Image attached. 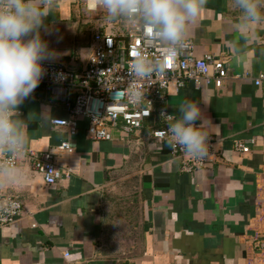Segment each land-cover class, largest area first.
<instances>
[{"label":"crops","instance_id":"0c3cea01","mask_svg":"<svg viewBox=\"0 0 264 264\" xmlns=\"http://www.w3.org/2000/svg\"><path fill=\"white\" fill-rule=\"evenodd\" d=\"M71 1L85 14L98 11L78 0H53L45 4L50 14L40 35L59 53L54 62L78 70L92 52L93 35L117 26L98 23L81 49L80 33L95 21L75 16ZM257 2L264 11V0ZM187 40L197 56L224 59L227 77L219 87L190 80L171 85L167 101L133 132L118 126L110 140H90L88 119L81 118L73 150H58L68 136L49 114L71 115L41 85L12 113L27 124V147L54 152L58 167L71 171L47 185L18 159L26 178L2 183L24 208L14 223L0 227V264H264V81L254 83L264 73V22L245 29L233 0H207L189 23ZM184 101L201 105L215 140L213 159L190 172L152 136L168 125L159 108L177 116ZM236 142L249 151L235 149Z\"/></svg>","mask_w":264,"mask_h":264},{"label":"clouds","instance_id":"9594fccd","mask_svg":"<svg viewBox=\"0 0 264 264\" xmlns=\"http://www.w3.org/2000/svg\"><path fill=\"white\" fill-rule=\"evenodd\" d=\"M46 0H0V181L17 184L26 178L22 167L15 163L17 157L25 154L27 147V124L14 119L11 113L29 98L47 74L44 62L55 61L59 53L50 49L41 38L45 20L50 9ZM107 14L109 21L124 20L134 29L160 43L165 54L178 57L187 46L188 26L194 21L207 0H97ZM233 7L241 15L242 27L264 22V11L257 0H233ZM241 38L247 40L245 31ZM234 51L236 45H233ZM237 59L243 56L237 53ZM163 71L159 57H149L143 50H137L128 75L127 102L141 106L145 91L137 87ZM63 74H57L60 79ZM114 95V99H115ZM177 116L162 112L168 124L164 135L166 143L180 148L196 159L209 154L210 133L206 131L201 105L195 101H184L178 107ZM49 119L54 120L50 114ZM199 121V124L196 122ZM210 123H212L210 121Z\"/></svg>","mask_w":264,"mask_h":264},{"label":"built area","instance_id":"2783aa9c","mask_svg":"<svg viewBox=\"0 0 264 264\" xmlns=\"http://www.w3.org/2000/svg\"><path fill=\"white\" fill-rule=\"evenodd\" d=\"M53 0H46V5ZM80 5L89 10H104L97 0H78ZM105 11V10H104ZM117 26L110 33L97 32L93 35L92 52L82 69H70L62 63L44 62L47 74L40 85L47 89L65 107L70 118L56 117L51 123L65 128L68 138L63 140L57 149L71 152V139L78 131L79 119H88L87 136L90 140H110L111 130L121 126L127 132H133L142 127L144 121L151 117L157 109V103L167 101L171 85L181 87L186 80L196 85L212 82L216 87L222 85L227 77L225 60L212 53L197 56L194 45L187 40V46L176 58L165 54L159 42L151 40L146 31L134 30L124 20L109 21ZM137 50H143L149 57L161 58L163 71L152 78L138 82L137 87L145 91V100L141 106L133 107L127 102L129 67ZM63 74L57 79V74ZM264 81V73L260 72L254 78L255 85ZM115 95V99H114ZM165 108H159V115ZM12 115V113H11ZM165 127L152 130V136L166 142ZM214 137L210 136L209 154L203 159H196L186 154L180 148L169 145V153L181 158L182 169L192 171L210 162L214 157ZM235 149L248 152L249 146L241 142L235 143ZM26 159L31 168L42 175L45 184L53 185L63 177H68L71 169H61L57 165L55 153L47 150L37 152L26 147L25 154L17 157ZM5 157L0 155V162ZM22 201L7 194L0 181V227L11 225L23 211ZM34 225V223L32 224Z\"/></svg>","mask_w":264,"mask_h":264},{"label":"rangeland","instance_id":"374dc122","mask_svg":"<svg viewBox=\"0 0 264 264\" xmlns=\"http://www.w3.org/2000/svg\"><path fill=\"white\" fill-rule=\"evenodd\" d=\"M70 5H71V8H72V11H73V14L76 16V15H81L83 14V16H93V21H95V24L94 26L93 25H88V26H84L83 30H84V33L83 31L80 33V40L82 41V46L80 47L81 49L84 48L86 50V48L84 47L85 46V41H87L88 39V36L91 34L94 33L95 30H97V25L98 23L100 22H103L105 24H107L109 22V20L107 19V14H106V11L102 10V9H98V11H94V12H89L87 14H85V12L83 11L84 9L77 6L75 4V1L74 2H70ZM94 15H97L96 18L94 17ZM82 34V35H81Z\"/></svg>","mask_w":264,"mask_h":264},{"label":"trees","instance_id":"16d2710c","mask_svg":"<svg viewBox=\"0 0 264 264\" xmlns=\"http://www.w3.org/2000/svg\"><path fill=\"white\" fill-rule=\"evenodd\" d=\"M40 85V84H39ZM42 86V85H41Z\"/></svg>","mask_w":264,"mask_h":264}]
</instances>
